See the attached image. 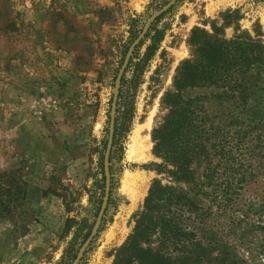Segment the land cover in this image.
<instances>
[{
    "label": "rangeland",
    "instance_id": "1",
    "mask_svg": "<svg viewBox=\"0 0 264 264\" xmlns=\"http://www.w3.org/2000/svg\"><path fill=\"white\" fill-rule=\"evenodd\" d=\"M174 1L0 0V264H73L105 197L116 78L146 22ZM228 10L251 35L258 23L264 42V0H176L134 48L114 109L107 205L78 264H113L153 181L171 182L153 151L161 101L191 58V32H210ZM145 141L146 157L131 158ZM202 203L226 217L219 198Z\"/></svg>",
    "mask_w": 264,
    "mask_h": 264
},
{
    "label": "trees",
    "instance_id": "2",
    "mask_svg": "<svg viewBox=\"0 0 264 264\" xmlns=\"http://www.w3.org/2000/svg\"><path fill=\"white\" fill-rule=\"evenodd\" d=\"M240 19L228 10L210 32H191V58L178 66L152 133L163 160L155 166L171 182L153 181L113 264H264V42L258 23L251 35ZM151 41L154 51L160 40ZM258 179L262 191L250 197ZM218 198L226 217L202 207Z\"/></svg>",
    "mask_w": 264,
    "mask_h": 264
},
{
    "label": "water",
    "instance_id": "3",
    "mask_svg": "<svg viewBox=\"0 0 264 264\" xmlns=\"http://www.w3.org/2000/svg\"><path fill=\"white\" fill-rule=\"evenodd\" d=\"M176 1V0H175ZM170 3L168 4L165 8H163L161 11H159L158 13H156L155 15H153L144 25L140 35L137 37V39L134 41V43L132 44V46L129 48L128 53L126 55V58L124 60V63L118 73V76L116 78V83H115V87H114V99H113V104H112V110H111V116H110V127H109V139H108V144H107V149H106V153L104 156V173H105V178H106V189H105V197H104V201L102 204V207L100 209L97 221L93 227V230L88 238V240L86 241V243L83 245V247L80 249V251L78 252L73 264H78L80 262V259L86 249V247L88 246V244L93 240L95 234L97 233V230L99 228V225L101 223V219L104 215V211L107 205V199H108V195H109V178H108V160H109V155H110V150H111V145H112V138H113V128H114V109H115V105H116V101H117V96H118V90H119V83L121 80V77L129 63L130 57L132 55V52L134 50V48L136 47V45H138L141 40L144 39L145 34L148 31V28L150 26V23L159 15H161L162 13H164L166 10H168L174 3Z\"/></svg>",
    "mask_w": 264,
    "mask_h": 264
},
{
    "label": "bare ground",
    "instance_id": "4",
    "mask_svg": "<svg viewBox=\"0 0 264 264\" xmlns=\"http://www.w3.org/2000/svg\"><path fill=\"white\" fill-rule=\"evenodd\" d=\"M147 152H148V146L146 144V141L145 142H139V149L134 150L130 156H131V158H134V159H138L139 157L144 158V157H146ZM139 196H140V193L136 192L132 196L133 197L132 200L135 202Z\"/></svg>",
    "mask_w": 264,
    "mask_h": 264
}]
</instances>
